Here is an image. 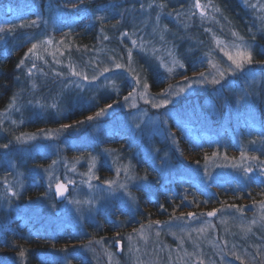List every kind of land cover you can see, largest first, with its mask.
Listing matches in <instances>:
<instances>
[{
	"label": "rangeland",
	"instance_id": "1",
	"mask_svg": "<svg viewBox=\"0 0 264 264\" xmlns=\"http://www.w3.org/2000/svg\"><path fill=\"white\" fill-rule=\"evenodd\" d=\"M132 39L133 49L152 54L153 62L170 73L156 91L135 73L124 93L95 106L88 92L111 87L118 72H104L109 66L101 69L100 64L91 65L97 69L88 73L76 67L82 77L69 86L85 95L80 100L86 109L93 105L94 110L68 122L75 99H57L34 106L29 116H23L20 107L5 114L18 132L36 114L51 111L53 118L46 126L15 132L0 142L9 145L0 148V191L8 196L2 203L5 211L15 209L29 228L39 229L37 236L41 229L75 233L88 224L95 231L103 228L104 234L70 251L89 264H264V197L232 198L244 188L264 184V140L256 142L249 133L244 137L240 128L248 121L264 129V74L250 65L223 78L217 74V68L231 64L225 51L235 55V46H246L253 53L255 43L215 37L212 54L194 59L189 71L172 48L144 37ZM93 75L97 79L92 80ZM213 76L220 83H211ZM130 92L133 96L125 101ZM165 99L167 105L153 107ZM102 108L106 113L96 117ZM245 168L252 171L246 173ZM60 179L70 186L63 201H57L53 191ZM220 188L227 198L216 195ZM161 191L177 201L166 214L168 208H154ZM212 195L218 204H207ZM214 211L216 215H207ZM120 217L125 219L117 220ZM104 219L111 224L100 226Z\"/></svg>",
	"mask_w": 264,
	"mask_h": 264
},
{
	"label": "trees",
	"instance_id": "2",
	"mask_svg": "<svg viewBox=\"0 0 264 264\" xmlns=\"http://www.w3.org/2000/svg\"><path fill=\"white\" fill-rule=\"evenodd\" d=\"M199 1L203 4L204 16L197 11L196 0H0V27L8 29L15 26L14 31L0 33L3 37L0 39V142H5V137L15 132L46 126L53 119L51 111L43 116L36 114L30 123L19 127L18 132V128L5 118L9 110L14 112L20 107L21 114L29 116L33 114V107L39 104L75 99L68 122L94 110L93 105L86 109L80 100L85 95L69 86L72 79L82 77L72 75L76 67L86 69L88 73L91 65L99 68L100 64L101 69L108 65L109 71L112 68L111 72H118L113 75L115 82L111 87L88 92L92 103L97 104L95 106L112 102L118 94L124 93V85L135 77V73L154 91L162 87L170 73L153 62L152 54L133 49L132 37H144L154 40L155 45L172 48L189 71L194 59L201 61L212 54L215 37L231 41L247 39L255 43V62L250 66L264 74V65L261 64L264 59L261 55L264 50V0ZM31 21H36V24L18 27L22 23L30 25ZM48 39L52 42L38 48L36 55L28 52L33 43ZM116 63L122 67L115 68ZM118 77L123 78L116 80ZM240 128L244 137L249 133L256 142L264 140V129L260 130L254 123L242 121ZM263 154L264 151L260 153L261 156ZM18 159L21 160L20 157ZM137 165L140 166L138 161ZM179 184L176 180L178 188ZM216 195L220 199L228 197L223 188ZM212 196L207 204H218L215 195ZM259 196L264 197V184L244 188L232 198L241 201L242 198L257 199ZM7 198L0 191V264H67L68 260L73 264H89L70 251L104 234L103 228L95 231L88 224L86 229L76 228L75 233L41 229L37 236L39 229L29 228L30 224L24 221L23 216L17 217L13 213L15 209L5 211L2 203ZM204 200L202 196L200 201ZM176 204L175 198H169L161 191L154 208L159 209L162 205L163 209H169L164 210L166 214ZM124 219L120 217L117 220ZM105 224L111 222L104 219L100 226ZM110 229H113L112 225ZM71 243L79 245L72 246ZM21 250L23 256L19 255ZM64 251L70 255H64Z\"/></svg>",
	"mask_w": 264,
	"mask_h": 264
},
{
	"label": "snow or ice",
	"instance_id": "3",
	"mask_svg": "<svg viewBox=\"0 0 264 264\" xmlns=\"http://www.w3.org/2000/svg\"><path fill=\"white\" fill-rule=\"evenodd\" d=\"M195 6H196V8L201 9V16L206 15V13H205L204 9L202 8L199 0H196V5ZM141 7H143V5ZM149 7H151V5H149ZM161 7H163V5H161ZM216 10L219 11V9H216ZM97 19H101V18L100 17H97ZM157 23H159V16L157 17ZM35 24H36V21H31L30 22V25H25V24L22 23L18 27L23 28V27L33 26ZM14 30H15V26L9 27L8 29H5L3 27H0V33H4L6 31H14ZM124 35H127V33H125ZM233 35H236V34L233 33ZM0 39H3V37L0 36ZM161 39H163V36L161 37ZM51 42H52L51 39H48V40H44V41H39L37 43H33L32 46H31V48L28 49V52L31 53V54H33V55H36L38 48H40L43 44H50ZM235 47L237 48V50L235 52V55L230 54L227 51L224 52V55L227 56V59L229 61H231V64H229L226 68L220 69V68H217V65L212 64V67L213 68H217V74L219 75L220 78H223L226 73H234L236 71L243 72L244 69H245V65H252L255 62L252 51L249 50L246 46H244V47L235 46ZM261 55H264V53H261ZM129 56L131 57V53H129ZM20 63L23 64L24 61L21 60ZM210 63H211V61H210ZM33 67H35V65H33ZM121 67H122L121 64H119V63H116L115 64V68L119 69ZM107 71H109V69L108 68H105L104 69V72H107ZM169 71L171 72L172 69H169ZM30 74H31V70H29V75ZM102 74L103 73H101V75ZM72 75L80 76L81 73L76 72L75 70H73ZM209 75H211V73H209ZM201 78L202 79H207V77H205V74L204 73H201ZM83 79L88 80L89 77L87 75H84L83 76ZM95 79H97V76L93 75L92 76V80H95ZM139 83H140V81H139V79H137L136 80V84L139 85ZM211 83L218 84V83H220V80L217 79L215 76H213V78L211 80ZM143 87L146 90L148 88V85L147 84H144ZM170 88H171V86H170ZM133 91H135V88L133 89ZM180 91L182 92L183 91V88H181ZM132 96H133V93L130 92L128 94V96H126L124 98L125 101H127ZM169 102H170L169 100L165 99V100L162 101L161 104H153V107H161L163 105H167ZM53 107H55V105H53ZM108 108L109 109L112 108V105H108ZM106 111H107L106 109H103V108L100 109L96 113V117L103 116L106 113ZM88 119H89V121H91L93 119V117H89ZM81 123H83V122H81ZM66 127H72V126L69 125V126H66ZM45 135H47V134H45ZM29 138L30 139H35V136L33 135V136L29 137ZM21 139H22L21 137H16V140L17 141H20ZM8 147H9L8 144H0V148L7 149ZM253 159H257V158L256 157H253ZM244 171L247 173V172L252 171V169L251 168H245ZM261 171H262V174H264V169H262ZM104 183L111 185V184H113L115 182L114 181H105ZM126 187H127L126 185H120L119 186V188L125 189V190H126ZM56 189H57V192L59 194L63 195V192L66 190V186L64 184L58 183L56 185ZM262 206H264V205H262ZM232 207H236V206H232ZM238 210H240V209H238ZM193 215H194L193 213H189V216H193ZM207 215L208 216H214V215H216V212L215 211L214 212H209V213H207ZM157 223H159V222H157ZM253 223H255V221H253ZM198 231H203V229H199ZM129 239H131V237H129ZM97 243H99V242H97ZM19 255H21V256L24 255V253H23L22 250L19 253ZM237 259H240V257L237 256ZM200 264H203V261H200Z\"/></svg>",
	"mask_w": 264,
	"mask_h": 264
},
{
	"label": "water",
	"instance_id": "4",
	"mask_svg": "<svg viewBox=\"0 0 264 264\" xmlns=\"http://www.w3.org/2000/svg\"><path fill=\"white\" fill-rule=\"evenodd\" d=\"M58 183L64 184V185L66 186V190L63 192V195H61V194H59V193L57 192L56 185H57ZM54 192H55V194H56L57 199H58V200H62V199H64L65 196L69 193V186H68V184H67L64 180H60L59 182H57V183L54 185Z\"/></svg>",
	"mask_w": 264,
	"mask_h": 264
}]
</instances>
